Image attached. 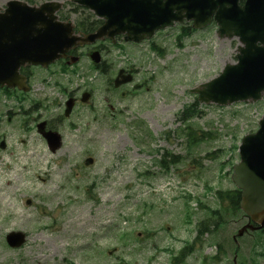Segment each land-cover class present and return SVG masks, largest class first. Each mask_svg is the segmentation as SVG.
<instances>
[{
	"label": "rangeland",
	"instance_id": "374dc122",
	"mask_svg": "<svg viewBox=\"0 0 264 264\" xmlns=\"http://www.w3.org/2000/svg\"><path fill=\"white\" fill-rule=\"evenodd\" d=\"M7 1L0 0V7ZM216 30L209 26L179 40L176 27L158 33L152 39L160 53L149 42L128 44L123 56L106 45L110 53L103 59L111 66L106 76L95 73L87 59L66 72L52 68L54 75L31 71V90L21 103L29 116L21 119L16 112L9 123L0 121L5 143L0 149V264H169L192 241L207 215L196 199L215 208L213 191L234 187L230 169L239 161L237 147L244 135L257 130L264 113V98L227 107L197 103V115L178 121L196 99L188 90L236 62V39H220ZM123 65L132 66L140 87L120 97L119 91H109L106 80ZM84 88L93 91V108L77 105L70 117L55 120L64 109L65 93L79 98ZM9 108L18 103L0 93V110ZM42 121H52V130L61 136L54 153L34 128ZM186 126L206 137L188 143ZM165 152L182 157L167 172L157 165ZM87 157L93 163L86 167L82 161ZM187 194L191 199L183 198ZM244 221L227 220L204 234L182 264H264V234L232 239ZM10 231L27 235L20 249L6 246ZM118 232L127 237L119 239Z\"/></svg>",
	"mask_w": 264,
	"mask_h": 264
},
{
	"label": "water",
	"instance_id": "95a60500",
	"mask_svg": "<svg viewBox=\"0 0 264 264\" xmlns=\"http://www.w3.org/2000/svg\"><path fill=\"white\" fill-rule=\"evenodd\" d=\"M103 17L105 23L96 33L84 38L73 36L68 23H60L54 16L57 3H46L39 8L10 1L0 12V86L24 88L18 69L25 64L46 66L59 53L73 44L91 43L103 36L112 37L126 32L139 40L150 36L154 29L171 25L182 19L194 21L201 27L216 10L215 19L220 35L238 36L243 45L238 49V63L226 65L222 73L210 82L192 90L204 103L228 105L237 101H256L264 94V0H247L244 7L237 0H75ZM91 58L97 62L96 53ZM128 79H123V82ZM40 127V126H39ZM41 131L42 128L40 127ZM51 150L59 146V137L45 134ZM240 162L233 168L231 180L241 190L240 208L259 224L264 223V117L259 130L246 135L239 147ZM11 247L24 242L22 233L6 237Z\"/></svg>",
	"mask_w": 264,
	"mask_h": 264
},
{
	"label": "trees",
	"instance_id": "16d2710c",
	"mask_svg": "<svg viewBox=\"0 0 264 264\" xmlns=\"http://www.w3.org/2000/svg\"><path fill=\"white\" fill-rule=\"evenodd\" d=\"M84 20V19H83ZM84 23V24H83ZM79 27L82 28L84 31H92L97 27V24H95L93 21L87 22V21H80ZM218 199L220 200V210L221 212L227 214L231 213L232 215H237L240 213L238 208V202H239V192L236 190L231 191H224V192H217ZM212 215H216V220L213 222H208L205 226L203 224L200 225V228L197 229L198 236L201 235L204 232H209L210 227L215 228L216 225L219 223V220L221 219L220 212H212ZM264 230V228H263ZM204 231V232H203ZM191 247L184 248L179 256L174 260L176 263L181 260L186 253L190 251Z\"/></svg>",
	"mask_w": 264,
	"mask_h": 264
},
{
	"label": "bare ground",
	"instance_id": "6f19581e",
	"mask_svg": "<svg viewBox=\"0 0 264 264\" xmlns=\"http://www.w3.org/2000/svg\"><path fill=\"white\" fill-rule=\"evenodd\" d=\"M26 160V159H25ZM8 165V164H7ZM7 167V166H6ZM7 180V179H6ZM10 180H11V178H10ZM10 180L8 179L7 181H6V183L7 184H9L10 183ZM10 186V185H9ZM2 208V207H1ZM264 224V223H263Z\"/></svg>",
	"mask_w": 264,
	"mask_h": 264
},
{
	"label": "flooded vegetation",
	"instance_id": "af4514ba",
	"mask_svg": "<svg viewBox=\"0 0 264 264\" xmlns=\"http://www.w3.org/2000/svg\"><path fill=\"white\" fill-rule=\"evenodd\" d=\"M242 1V0H241ZM241 1H240V3H241Z\"/></svg>",
	"mask_w": 264,
	"mask_h": 264
}]
</instances>
